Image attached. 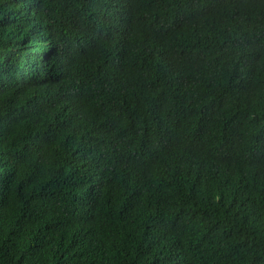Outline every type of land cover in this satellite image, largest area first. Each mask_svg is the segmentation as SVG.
<instances>
[{
    "label": "trees",
    "instance_id": "obj_1",
    "mask_svg": "<svg viewBox=\"0 0 264 264\" xmlns=\"http://www.w3.org/2000/svg\"><path fill=\"white\" fill-rule=\"evenodd\" d=\"M0 264H264V0H0Z\"/></svg>",
    "mask_w": 264,
    "mask_h": 264
}]
</instances>
